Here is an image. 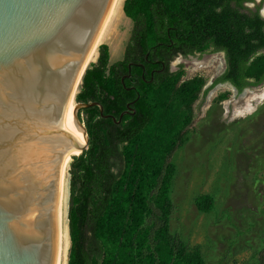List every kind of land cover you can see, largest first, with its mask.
Returning <instances> with one entry per match:
<instances>
[{"label":"trees","instance_id":"trees-1","mask_svg":"<svg viewBox=\"0 0 264 264\" xmlns=\"http://www.w3.org/2000/svg\"><path fill=\"white\" fill-rule=\"evenodd\" d=\"M255 0H125L132 30L123 59L111 64L108 45L86 71L78 103L103 106L79 115L89 148L73 157L69 175L68 264H206L171 231V157L195 120V104L220 84L238 93L264 85V17ZM224 53L226 69L212 85L184 79V58ZM130 76V77H128ZM225 95L221 99H225ZM215 200L195 205L210 213ZM264 264V249L259 254Z\"/></svg>","mask_w":264,"mask_h":264},{"label":"water","instance_id":"water-1","mask_svg":"<svg viewBox=\"0 0 264 264\" xmlns=\"http://www.w3.org/2000/svg\"><path fill=\"white\" fill-rule=\"evenodd\" d=\"M113 3L0 0V264H59L61 173L89 148L79 113L130 112L76 101ZM74 94L85 142L66 123Z\"/></svg>","mask_w":264,"mask_h":264},{"label":"rangeland","instance_id":"rangeland-1","mask_svg":"<svg viewBox=\"0 0 264 264\" xmlns=\"http://www.w3.org/2000/svg\"><path fill=\"white\" fill-rule=\"evenodd\" d=\"M124 26L109 29V38L115 39L112 49H121L110 63L123 59L133 26L127 17ZM103 44L109 46L103 42L99 47ZM180 65L184 79L203 77L207 87L223 72L224 56L175 60L172 70ZM201 102H196L195 120L171 157L176 167L171 231L190 248H199L206 264H259L264 249V85L243 94L219 85L198 108ZM203 195L214 197L210 213L195 205Z\"/></svg>","mask_w":264,"mask_h":264},{"label":"bare ground","instance_id":"bare-ground-1","mask_svg":"<svg viewBox=\"0 0 264 264\" xmlns=\"http://www.w3.org/2000/svg\"><path fill=\"white\" fill-rule=\"evenodd\" d=\"M125 0H114V3L112 5L110 14L108 16L106 25L103 29V32L93 50V53L88 61L89 64L95 62L97 57V51L98 47L103 42H108L109 46L111 47L112 42L115 43V39L109 38V29L115 25L117 28H123L124 26V19L125 14L123 11ZM111 30V29H110ZM114 40V41H113ZM121 49L119 46L117 48L110 49V56L112 60H115L118 58V55L120 53ZM233 93L236 92L231 88ZM77 93V90L75 91V94ZM72 99L69 115L67 118V124L74 130V133L72 134L75 138H77L80 142H85L84 136L81 134V132L76 127L74 121H73V115L75 110V101L74 97ZM248 92L243 95V97H247ZM78 153V152H76ZM70 162V156H67L65 166H63V170L61 173V180H60V190H59V224H60V252L61 257L59 264H68L69 259V251H70V235H69V222H68V198H69V174H68V163ZM67 164V165H66Z\"/></svg>","mask_w":264,"mask_h":264},{"label":"flooded vegetation","instance_id":"flooded-vegetation-1","mask_svg":"<svg viewBox=\"0 0 264 264\" xmlns=\"http://www.w3.org/2000/svg\"><path fill=\"white\" fill-rule=\"evenodd\" d=\"M261 3H263L262 4V8H261V10H260V14H261V16L262 17H264V0H255V4H249V6H251V7H254L256 4H261ZM211 54H223V56H224V70H223V72L221 73V75L224 73V71H225V69H226V59H225V54L224 53H211ZM205 55H210V54H205ZM205 55H196V56H193V57H204ZM189 58V57H188ZM183 59H187V58H184L183 57ZM221 75H219V76H221ZM218 76V77H219ZM216 79V78H215ZM213 82H214V80H213ZM209 85H212V83L211 84H208V86ZM220 85H229L234 91H236L237 93H238V91H237V89L234 87V86H232L231 84H220ZM219 85H217L216 87H218ZM247 90H250V89H246V90H244L242 93H238V94H243L244 92H246Z\"/></svg>","mask_w":264,"mask_h":264},{"label":"crops","instance_id":"crops-1","mask_svg":"<svg viewBox=\"0 0 264 264\" xmlns=\"http://www.w3.org/2000/svg\"><path fill=\"white\" fill-rule=\"evenodd\" d=\"M120 61V60H119ZM116 62H118V61H116ZM116 62H114V63H116ZM114 63H111V64H114Z\"/></svg>","mask_w":264,"mask_h":264}]
</instances>
